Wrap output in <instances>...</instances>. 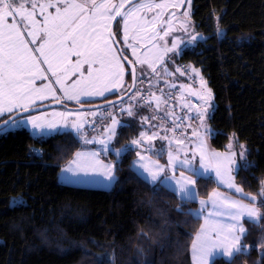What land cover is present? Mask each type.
Instances as JSON below:
<instances>
[{
  "label": "trees",
  "instance_id": "16d2710c",
  "mask_svg": "<svg viewBox=\"0 0 264 264\" xmlns=\"http://www.w3.org/2000/svg\"><path fill=\"white\" fill-rule=\"evenodd\" d=\"M192 19L202 38L180 62L193 65L213 92L210 146L224 150L231 136L236 147L245 144L235 181L258 194L264 181V0H193ZM128 124L119 128L114 148L129 151L109 153L117 177L110 189L59 182L61 167L81 147L70 131L37 137L18 129L0 136V264H192L190 247L202 223L192 213L198 202H183L133 168L136 151L128 145L138 130ZM195 179L201 199L217 187L211 177ZM245 226V249L211 264H264V216Z\"/></svg>",
  "mask_w": 264,
  "mask_h": 264
},
{
  "label": "snow or ice",
  "instance_id": "6c2138e0",
  "mask_svg": "<svg viewBox=\"0 0 264 264\" xmlns=\"http://www.w3.org/2000/svg\"><path fill=\"white\" fill-rule=\"evenodd\" d=\"M186 0H0V116L5 114L30 112L38 100L52 97L74 101L81 108L91 102V98L105 97L106 93H121L119 105L111 103V108H98L96 111L58 112L52 120L41 116L27 117L32 128L44 132L58 129H71L84 145H99V150L77 151L68 165L62 169L72 177L99 176L109 183L117 179L114 163H105L101 155L115 151L120 157L128 148L110 149L117 137V128L130 127L118 116L126 113L135 117L138 109L147 108L151 116H141V124H148L151 131H140L130 145L137 149V161L134 166L146 173L145 179L156 184L171 182V189L183 202L193 201L197 197L194 177L214 171L216 178L228 188L239 194L231 198L218 191H213L207 198L200 199V209L194 214L203 218V224L191 244L193 264H211L218 255L233 257L242 251V240L248 233L244 221L256 224L264 216V186L258 194H246L235 183L232 172L236 164V153L210 151L205 138L198 129H193L192 136L197 138L196 151L189 158L185 145V127H191V121L204 120L213 99L212 91L206 81L200 77V90L193 91L189 86L179 85L180 92L175 95L159 87V80L173 76L169 71L167 58L169 53L178 55V48L184 41L167 39L178 30L173 22L175 12ZM189 9L191 0H187ZM144 13H153L148 16ZM167 14V19H164ZM179 29L190 35V42L197 35L189 32L190 12L182 13ZM119 17V19H117ZM122 34V35H121ZM132 53L130 58L120 41ZM126 65H131L127 68ZM139 71L140 75L137 76ZM199 76V71L190 69ZM175 72L181 76L187 70L177 67ZM50 74V75H49ZM126 75L131 83L126 82ZM155 78V83H153ZM46 83L37 84V81ZM71 80V83L68 81ZM62 96L57 95V88ZM148 83L147 91L138 85ZM169 84L168 80H164ZM176 88L175 83L169 84ZM155 89V90H154ZM185 90L193 95L200 104H193L185 99ZM125 94L127 100H125ZM173 99L177 101L172 103ZM187 109L184 115L174 111ZM194 110V114H193ZM163 112V115H159ZM73 116L75 118H73ZM99 116L100 120L95 118ZM88 117H92L89 120ZM15 122V116L10 117ZM159 121V123H152ZM20 121L19 123H23ZM8 123V121H4ZM99 124V128L96 126ZM87 127L97 135L90 136ZM179 130V131H178ZM171 133L172 135H169ZM167 141L166 165L159 163L164 153V145L154 151V140ZM178 145L175 149L172 145ZM243 148V146H241ZM145 153H152L157 159ZM183 153V157H181ZM199 155V168L195 166ZM242 151L240 157L244 158ZM179 175L177 176V169ZM203 169V172L200 171ZM187 172V174H186ZM167 173H171L170 175ZM161 176L164 177L161 180ZM257 196L261 197L257 201ZM211 206L210 208L208 206ZM180 211V209H178ZM189 214L191 210H189ZM264 247V241L261 242Z\"/></svg>",
  "mask_w": 264,
  "mask_h": 264
},
{
  "label": "rangeland",
  "instance_id": "374dc122",
  "mask_svg": "<svg viewBox=\"0 0 264 264\" xmlns=\"http://www.w3.org/2000/svg\"><path fill=\"white\" fill-rule=\"evenodd\" d=\"M185 11H189L190 12V19L188 21V23H189V32L190 33H193V30H194V34L197 35V39L195 41H192V42H190V35H187L183 30H180L179 27H178L179 26V23H180V20H183L184 19L182 13L185 12ZM167 12H175L176 17L179 18L178 20L177 19H174L173 20V22L177 25L178 30L175 31V32H173V33H171L167 39L170 42L172 40H174V39H182L184 42L179 45V48H178L179 54L178 55H174L172 53H169L168 58H167V63L169 65V71L170 72H173L174 75L173 76H169V77H164V79L171 80V81H175L177 78L181 77V79L179 78V84H176L178 89H179V85L183 84V85L189 86L193 91L200 90V77H201V75L197 76V75H195V73H191L190 69L191 68H195L193 65L186 64L185 69L187 70V74L184 75V76H181L179 74V72H175V69L177 67H180V57H181L183 51L186 50V49L193 48V46L195 45V43L200 38H202V35L199 32L196 31V29L194 27L193 19H192L193 0H191L190 9H189V5H188L187 0H186L185 4L183 6H181L179 9H174V8L173 9H168ZM144 14H146L148 16H151L153 13H144ZM167 18L168 17H167V14H166L165 17H164V19H167ZM120 46L124 48V50L127 53V55L131 58L132 57L131 50L129 48H127V47L124 46L122 40L120 41ZM138 73H139V71H138ZM199 74H200V72H199ZM153 79H155V78H153ZM184 79L186 81L182 82V80H184ZM126 82L128 83V77H127V75H126ZM41 83H46V81H39V80L37 81V84H41ZM68 83H71V80H69ZM53 86L57 88V95L58 96H62V93L59 92V86L58 85H55L54 82H53ZM167 86H168V88H170L169 87V84H167ZM206 86H207V88H210L208 86L207 82H206ZM170 89H173V88H170ZM179 92H180V89H179ZM184 96H185V99L191 101V103H193V104H200L201 103V101L197 100V98L195 96L189 95L186 90L184 92ZM212 96H213V99L211 101V106L208 108L207 113L205 114V120H204L205 127H200V121H198V120L191 121L190 122L191 123V127H185L183 129V131L186 132L185 145L183 147H185L188 150L189 158H191L192 152L196 151V145H197V138L194 137V136H192L193 129H198L200 131L201 135L205 138V143L207 144L208 149L210 151H215V152H220V153H226V152L229 151L228 145L231 143L232 144L231 151H233V152H235L237 154L236 157H235L236 164L233 166L235 168V170L232 172V175L235 178V175L234 174H235V172H236L239 164L242 162L241 160H243L246 157V153H247V150L248 149H247V146L245 144H241L239 147H236V144L234 142V138L232 136H231V138H230V140H229V142L227 144V148L224 149V150L214 149V148H212L210 146L209 139H210V137L214 133V131H213V129L210 126V123H209V118H210L211 113H212V110L214 108V95H213V92H212ZM54 101H56V100L53 99L52 97H49L48 99H45V100H38L36 102V105L33 106V108H35L37 106H40V105H44V104L50 103V102H54ZM62 101H65V102H68V103H72V104H76L74 101H68V100H62ZM176 103H177V101H176ZM119 104H117V105H119ZM108 108H111V106H109ZM101 109H103V108H101ZM96 110L97 109L82 110V109H77L75 107H68V106L61 105V106L51 107V108H48V109H45V110H39V111L30 112V113L23 114V115L17 117L15 119V122L12 121L8 125H6L4 128L0 129V136H2L4 134H8L11 131H16L18 129H27V130L30 131V133L32 135L37 136V137H47L49 135H52V134H55V133H59V132H66V131L72 132L71 129H58V130L53 131V132H48L47 130H45L44 132H39V131L33 129L32 126H31V124H28L27 123V117H29V116H41V117H43L46 120H52L54 118L53 117V114L54 113H58V112L72 111V112L75 113L76 111H80V112H91V111H96ZM116 112H117L118 116L121 118L122 123L124 121L123 118H128L126 120L127 123H133V124H135V126H136V128L138 130L137 136H138V134H139L140 131H143V130L151 131V128L149 127L148 124H143V125L141 124V119L140 118H141V116H151L153 114L152 112L149 111L150 114H143V115H140L139 117H137L135 119L129 118L126 113H119V109L118 108L116 109ZM184 112H187V109H185ZM193 114H194V110H193ZM11 115H14V114H5L4 116H0V120L4 119L7 116L10 117ZM73 118H75V117L73 116ZM90 118H92V117H88V119H90ZM20 121H24V122L23 123H19ZM119 128L120 127L117 128V132H118ZM72 133L76 136V134L74 132H72ZM96 133L97 132H95V131H90V130L88 131V134L90 136L91 135H97ZM137 136H134L131 139L136 138ZM76 137L79 139L78 136H76ZM115 141H116V139L109 146L110 149H114ZM152 143L154 145H156V148L154 149V151H159L161 145H164L165 146L164 153H163V155L160 156V157H162V160L159 157V163L162 164V165H166L167 164V161H168V156H167V151H168L167 143L165 144L164 142L157 141V140H154ZM241 146H243V148ZM128 147H132L130 145V142H129ZM176 147H179V146L178 145H175V144L172 145V148L173 149H175ZM80 148H79L80 151L81 150H99L100 146L99 145H95V144H92V145H84L81 142V147ZM120 149H123V148H120ZM132 149L135 150V151H137V149H135L134 147H132ZM242 151H244V153H245L244 158H241L240 157V153ZM112 152L115 153V151H112ZM109 153L107 155L102 154L101 155V159L105 163H114L109 158ZM145 154L146 155H152L154 157V159H157V157L155 155H153L152 153H145ZM73 157L66 164H64L61 167V170L59 172V177H58V180H59L60 183H62V184H71V185H76V186H84V187L104 188V189H110L113 186V184H114L115 181H113L112 183H109V182L105 181L103 179V177H99V176L72 177V175L70 173L63 172L62 169L65 168L68 165V163L73 159ZM181 157H183V153H181ZM137 160H138V157L135 156V159L133 161H137ZM239 160H240V162H239ZM195 166L197 168H199V155H197V157H196ZM139 170H141L143 172L142 169H139ZM200 171L203 172V169H200ZM167 174L170 175L171 173H167ZM186 174H187V172H186ZM199 177H204V178L211 177L215 181L217 187L214 188L210 192V194L213 191H218V192L222 193L223 195L228 196V197H231V198H238L239 197V194L235 193L234 189H230L225 184H222V183H220L218 181V179L216 178V175H215V172L214 171H210V172L204 174L203 176H199ZM195 178L196 177H194V179ZM163 179H164V177H163ZM235 183L238 186H240L236 181H235ZM166 184L172 186L173 188L175 187V185L174 184H171V182H166ZM262 186H264V181H262V183H261V187H260L259 192L261 191ZM195 192L197 193L196 187H195ZM244 193H246V194H252V193L245 192V191H244ZM253 195H255V194H253ZM200 199L201 198H199L198 195H197V197H196L195 200L198 202V205L192 211L193 214L198 213V211L200 209V203H199V200ZM260 199H261V197L257 196V201L258 202L260 201ZM205 200H207V198ZM14 201H16V199H13L12 200V204L14 203ZM208 207L210 208L211 206L209 205ZM195 216H197V215H195ZM200 218L202 220V223H201V225H202L203 224V218L202 217H200ZM261 218H260V220H261ZM260 220H259V222H260ZM246 222H247V219H245L244 225H245ZM245 228H246V226H245ZM194 239H195V236H194ZM190 256H191V263L193 264V262H192L191 247H190ZM216 257H222V258H225V259H230L231 258V257H225L222 254H218Z\"/></svg>",
  "mask_w": 264,
  "mask_h": 264
},
{
  "label": "water",
  "instance_id": "95a60500",
  "mask_svg": "<svg viewBox=\"0 0 264 264\" xmlns=\"http://www.w3.org/2000/svg\"><path fill=\"white\" fill-rule=\"evenodd\" d=\"M117 19H119V17ZM118 46L121 47L120 44ZM127 66L129 67V69L131 68V65H127ZM119 97L120 96L112 98V99H109V100H106V101H103V102L85 104V106L83 108H81L80 105H78V104L68 105L67 102L62 101V100L60 102L54 101V102H50V103H47V104L40 105V106H37L35 108H32V110L30 112L39 111V110H45V109H48V108H51V107L61 106V105L68 106V107H75L77 109H82V110L105 108V107L111 106V103H108L107 101L115 102V104L120 103L121 101H120ZM125 99H127V95L126 94H125ZM30 112H27V113H30ZM27 113H15L14 114L15 119L17 117H19V116H21L23 114H27ZM11 116H13V115H11ZM10 117H8L7 119H5V120L0 122V129L4 128L6 125H8L10 122L13 121ZM6 120L8 121V123H4V121H6Z\"/></svg>",
  "mask_w": 264,
  "mask_h": 264
},
{
  "label": "crops",
  "instance_id": "0c3cea01",
  "mask_svg": "<svg viewBox=\"0 0 264 264\" xmlns=\"http://www.w3.org/2000/svg\"><path fill=\"white\" fill-rule=\"evenodd\" d=\"M180 79H181V77H179ZM179 78H177L175 81H171V80H168V82H169V84H172V83H175V84H179ZM125 79H126V77H125ZM164 78H162V79H160L159 80V83H161V82H164ZM184 81H186L185 79L184 80H182V82H184ZM171 82V83H170ZM153 83H155V79H153ZM119 95L120 94V92L119 91H117V92H109V93H106V96L105 97H107V96H111V95ZM105 97H94V98H91V102H96V101H99V100H101V99H103V98H105ZM90 102V103H91ZM143 114H150V112H149V110L147 109V108H141V109H138V113H137V115L135 116V117H129V118H133V119H135V118H137V117H139L140 115H143ZM153 115V114H152ZM128 118H123V120L124 121H126ZM123 121V122H124ZM152 123H159V122H157V121H153ZM152 130V129H151ZM97 134V133H96ZM169 135H172L171 133H169ZM92 136V135H91ZM157 141H162V142H164L165 144L167 143V141H163V140H159V139H157ZM81 149V148H80ZM80 149L78 150V151H80ZM150 156H152V155H150ZM152 159H154V157L152 156ZM132 166H133V168L143 177V178H145L146 177V173H144V172H142L141 170H139V169H137L135 166H134V161H133V163H132ZM179 174V169L177 170V175ZM163 179V176H161V180ZM161 184L160 183V181H157L156 182V184ZM164 186H166L167 188H169V189H173V187L172 186H170V185H168V184H163ZM76 186V185H75ZM208 198V197H207ZM204 199H206V198H204ZM194 210V209H193ZM192 210V211H193ZM242 250H244L243 249V247H242Z\"/></svg>",
  "mask_w": 264,
  "mask_h": 264
},
{
  "label": "built area",
  "instance_id": "2783aa9c",
  "mask_svg": "<svg viewBox=\"0 0 264 264\" xmlns=\"http://www.w3.org/2000/svg\"><path fill=\"white\" fill-rule=\"evenodd\" d=\"M143 86H144L143 89H144L145 91H147V88H146V87L148 86V83H147V82L144 83ZM162 88H163V87H162ZM164 91H165V90H164ZM169 91L172 92V93L174 94V96H175V94L177 93V90H176V89L173 90V91H171V90H169ZM169 91H165V92L167 93V92H169ZM172 103H174V99H173ZM96 120L99 121V120H100V117L97 118ZM96 127L99 128V127H100L99 124H98ZM89 130H90V131H93V129H92L91 127H89ZM32 152H34V153L37 152V153H36L37 155H41V151H40L39 149H37V150H36V149H32Z\"/></svg>",
  "mask_w": 264,
  "mask_h": 264
}]
</instances>
